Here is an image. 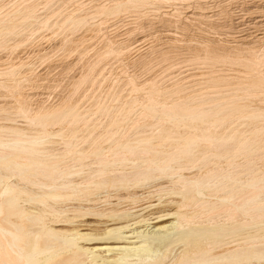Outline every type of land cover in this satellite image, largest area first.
<instances>
[{
  "label": "bare ground",
  "instance_id": "obj_1",
  "mask_svg": "<svg viewBox=\"0 0 264 264\" xmlns=\"http://www.w3.org/2000/svg\"><path fill=\"white\" fill-rule=\"evenodd\" d=\"M16 1H19V0H16ZM30 1H33V0H30ZM46 1L47 2L50 1L49 2L50 4H51V2H52V4L54 3L51 0H46ZM56 1H58V0H56ZM124 1L122 3H120L121 1L120 2L116 1L117 3L115 2L116 4L114 3L115 5L113 6L114 9L121 8L123 6ZM136 1H138L137 4L139 6V3H141L144 0H135V2ZM23 2H26V1L23 0L21 3H23ZM36 2L37 3H35V4H38V2H39V5H37V7L39 8L41 1H36ZM105 2H108V1H105ZM128 2L130 3L131 0H128ZM135 2H131V4H133ZM18 3H17V5L21 6V3L20 4H18ZM43 3L45 4V0ZM162 3H164V2H162ZM27 4L28 5L24 6V8L20 9V7H19V10L18 9L16 10V12H18V13L20 12L22 14L20 21H18L19 19H16L17 18L16 16L15 17H13V15L11 16L10 13H9V15L4 16V17L0 16V36H1L0 39H2L3 36H4V38H7L9 36L7 34H10V36H12L14 34L13 28L18 26L19 22L20 23H31L32 19L34 17L35 18L37 17L36 12L40 9H38V8H37V10L35 9L34 2L30 3V4L27 3ZM85 4H87V3H85ZM53 5L52 6L50 5V8L52 7V9H54ZM133 5H135V4H133ZM14 6H16V5H14ZM48 6L46 3L44 7L46 8ZM1 8H3V7H1ZM5 8H7V6ZM103 8H105L104 11H107L109 9L108 7H107L108 9H106L105 6H103ZM50 10H49V12H50ZM54 10H52V11H54ZM109 10H111V8ZM44 11H45V9H44ZM99 11L101 12V10H99ZM42 12L43 11H41V13ZM45 12H47V14H48V11H45ZM0 13H1V11H0ZM38 13H40V12H38ZM259 13H260V11H259ZM14 14H15V12H14ZM49 14H50L51 19H52L53 16H52L51 12ZM58 14L59 13H57V17L59 16ZM41 15L43 17H47V16L43 15V13ZM54 15H56V14H54ZM38 17H40V15H38ZM69 17H72V15ZM69 17H67V18L69 19ZM19 18H20V16H19ZM58 18H56V19H58ZM61 18H62V16L59 19H61ZM72 18H70V19H72ZM53 19H55V17ZM53 19L51 21H53ZM65 19L66 18L64 17V21L67 20V19L66 20ZM70 19H69V22H70ZM33 20H35V19H33ZM36 20L38 21V18ZM82 20L83 19H81V18L78 19L75 17V19H72L71 21L75 25H78L79 23H81ZM17 21H18V23H17ZM40 22L42 23V21H40ZM34 23H36V22H34ZM41 23L39 24L40 26L42 25ZM44 23L47 24L48 21L44 20L42 26H44ZM65 23H67V21ZM65 23H63V24H65ZM71 23H69V24H71ZM38 24H36L37 27H39ZM69 24L67 23L64 26H66V25L69 26ZM23 25H25V24H23ZM36 25L32 24L33 27H31V28L33 29L34 26L36 27ZM55 26H56V24H55ZM27 27H25V28H27ZM37 27H36V29H37ZM46 27L48 28V25H46ZM25 28L24 29L21 28V30H20V28L19 29L17 28V29H18V31L19 30L22 31V30H25ZM28 28L30 29V26ZM17 29H16L15 33H17ZM145 31H146V29H145ZM38 32H40V31H37V33ZM22 34H24V33L21 32V35ZM5 36H7V37H5ZM32 37H34V36L32 35ZM246 37H247V35H246ZM9 38H11V37H9ZM7 39H5V40L3 39V40L6 42ZM243 39H246V38L244 37ZM249 39L251 40V37ZM240 41H242V40H240ZM2 42L3 41L0 40V45L2 44ZM219 43H220V41H219ZM239 44L242 45V47L240 45L241 48H243L245 46V45L243 46L242 43H239ZM5 45L6 44H4V46ZM122 45H123V43H122ZM198 45L200 46V44H198ZM223 45L224 44H222V46ZM222 46L220 48L223 50ZM236 46L232 47V50H233V48L237 49ZM128 47L123 46L122 48H128ZM214 47H218V46H214ZM247 47H249V46H247ZM0 48H1V46H0ZM118 48H119V46H118ZM118 48H116V49H118ZM206 48L208 49L207 45H206ZM220 48H219V55L221 52H224L225 55L229 56L227 54L228 51H227V53L225 50L220 52ZM244 48L246 49V51H244V53L246 52L247 53L246 55H249L250 53L247 52L246 46ZM244 48L242 50H245ZM37 49H39V48H37ZM119 49H121V46ZM198 49H200V48H198ZM211 49L214 50L216 52V54H218V51L215 50L217 48H215V49L211 48ZM210 50H209V52H210ZM212 50H211V52H212ZM248 50H250V48ZM115 51H117V50H115ZM120 51H122V50H120ZM214 51L212 52L213 55H215ZM250 51L252 52L253 50H250ZM263 51L264 50L262 49V52ZM229 52H231V49L229 50ZM233 52H235V51L233 50ZM254 52L255 51H253L252 53L254 54ZM241 53H243V52H240V54H238L237 56L241 55ZM252 53H251V55H252ZM222 54H221V56H222ZM229 54H232V53H229ZM235 54H237V52H235ZM225 55H223V57ZM41 56H43V54ZM230 56L228 58H230ZM216 57H217V55H216ZM242 57H240V58H242ZM244 57H246V56L244 55ZM30 58H32V57H30ZM0 59H1V57H0ZM226 59H227V57H226ZM231 59L234 61L235 57L234 58L231 57ZM236 59H238V61H240L239 58H236ZM236 59H235V61H236ZM246 59H248V61H249V62L246 61L247 63L255 64L253 59L249 60V57ZM241 60H245V59L242 58ZM3 61L5 62V60L2 59L1 62H3ZM255 61H256V59H255ZM257 61L260 62L262 60L258 59ZM257 61H256V64H258ZM14 62H15V60H14ZM227 62L229 63V61H227ZM262 63H259V64H261L260 66H262ZM256 64H255V67H256ZM252 66H254V65H252ZM16 67L17 66L10 67L11 69H9V71L11 70L10 71L11 74L14 71L16 72V70H13ZM258 68H259V66L256 68V70ZM3 69L4 68H1V70H3ZM18 69H19V67H18ZM253 70H255V69H253ZM256 70H255V73H256ZM2 72L3 71H1V73ZM257 73H258V70H257ZM7 74H9V73H7ZM14 74H12V75H14ZM258 74H260V73H258ZM17 75H19V73ZM261 75L262 74H260V76ZM256 76L259 77L258 75H255V77ZM262 76H264V75H262ZM229 77H232V76H229ZM149 82H151V81H149ZM250 84L253 87V88L250 87L249 88L250 90H251V88L254 89V87H256V89L258 88V91H256V92H259V91H261L259 89H262V87H264V77H261L257 81L250 83ZM247 85L245 86V88H247ZM242 87H244V86H242ZM249 89L247 88L246 90H249ZM243 90L244 89H242V91ZM263 90H264V88H263ZM199 92L202 93L203 91L199 90ZM240 92H241V89H240ZM256 92H254V93H256ZM153 94H155V93H153ZM207 94H208V91H207ZM225 94H227V93H225ZM252 94H249V95H252ZM221 95H222V93H221ZM19 96L21 97V95H19ZM204 96H206V95L204 94ZM145 97H147V95ZM151 97H153V96H151ZM199 98H201V97H199ZM151 99L155 100L154 98H151ZM151 99L148 102H150V101L153 102V100H151ZM202 99H201V101H202ZM207 99H208V97H207ZM210 99H212V98H210ZM197 100H200V99H197ZM23 101H24V99H23ZM180 101H182V100H180ZM24 102H22V98H21V100L17 99V102H16L17 105L14 104L13 108L16 109L15 113L17 115L25 118V120H26L25 122H27L29 126L33 125L30 129L23 127L24 124L20 125L21 123H19V121L18 122L15 121L14 117H13L14 118L13 121H11L12 120L11 119L9 121H5V122L3 121L0 124V131H6V135L5 134L4 135L7 136V137H2L0 135V264H261L262 262H264V175H262V176L260 175L258 177V174L256 172H253V173L257 174L256 177H252L248 180H245L247 178V176H245V178L242 180L241 176L238 177V179H237L234 176L233 172L229 173L231 171L230 170L228 172L229 169L227 170V172H228L227 173V172L223 171L224 169L221 168L222 169V172H221L220 171L221 169L219 170L218 168H220V167H218V166H216V167H218L216 169V171L218 170L220 172L213 171V169H215V168H212V167H211L212 170L208 169L209 170L208 172H194V171L193 172H179V171L184 170L183 167L180 170L178 169L180 167L179 164H178L179 167L178 168L176 167L177 168L176 172H170L171 170H173L172 166H171L172 160L174 161L175 159H179L181 157H186L188 160L195 159L196 155L194 156L193 152H194V148L197 146V143L199 140L205 141V142H203V143H206L204 145V147L206 145H209L208 147H211V148L215 147V146H220V147L222 146V148H223L224 146L226 147V145H228L229 140H230L229 137H228L229 140L226 137H224L225 134L223 136H220V137H215L214 136L215 132L218 129H216V127L214 128L213 125L211 126V124H210L211 128L209 126L207 127V125L209 124L208 121H211V119H213L212 123H214V126H217V124H215V123H219L224 119V116L222 117L219 114V109H217L218 105H216V107H212L215 105L211 106V104H210V106L209 105L206 106L207 103L205 102L206 104L205 103L203 104V105H205V107H204L202 105L189 104L187 101L186 102L185 101L179 102L177 100V102H179V103L173 102V104H171V105H166V104L162 103L161 108H157L158 102H156V105L154 104L155 101L153 103H149L146 105V108H143V109H146L147 112H149V113L146 112L147 114H149L148 117L150 115H152V117H155L156 120L157 119L160 120V119L165 118V119H167L168 122L171 121V123L175 124V125H177L178 122H180L181 120L184 121L183 119H185L186 121H190L189 124L190 123L192 124V122L195 123L198 121L201 123L202 122L203 123L208 122V123H206L207 124L206 126H205V123H204V127L202 126L203 128L207 127L208 132L201 133L202 138H199V136L196 135V133H194V135L192 133H190L193 136L192 135L189 136L190 134H188V135L185 134V136H187V137L183 136L184 137V138H182L183 141L182 142L178 141V142H180L179 144L176 142L177 140L175 139L174 143H177L176 144L177 146L175 147L174 150L171 149L172 151H166L167 149L164 151V150H162V147H160L161 149H159V146H161V145L160 144H157V145L153 144V142L150 140V137H148L151 135L148 134L146 137L139 138L142 135H140L138 133L140 136L139 137L137 136L138 139H136L135 141L133 139V141L125 142L124 144H118V145H122V146H117V147H116L115 143H113V144L115 145L114 148L117 152L119 151V150H117L118 147H120V150L122 149L121 150L123 152L122 157L128 155L130 157V159L135 157V156H139V159H140V156L145 158V160H143L142 164L135 162V161H132V159H131V161H132L131 170H128V171L125 170L127 168H125V169L122 168V170H117V168H115L113 166L109 167L110 165L117 164V161L115 162V159H117V158H114V161H112V162L106 161L107 156H109V155H107V153L109 154V152L111 150L110 151L108 150L109 152L106 153L107 156L105 158V156H104L105 155L104 154L105 149L99 147L100 149H95V150L90 151L91 154L99 157L98 158L99 161H97L99 163L98 167L95 169L94 168L90 169V170H88V172H85V171L83 172V169L81 170V168L75 170V169H71L70 167H66L67 165L66 166L63 165L62 161L58 160V156L54 155L53 153L48 154L49 149L51 147L49 149H47L45 146V142H46V140H48L49 137L56 136V135L57 136L63 135V133H64L63 131L66 127L65 125H63V126H65L64 128L61 126L62 127L61 129H63V131L61 130L58 132H52V131L47 130V126L51 123L52 124L53 123L61 124L62 123L61 121L62 120L64 121L66 119V117L68 120L69 114L70 115H71V113H72V115L74 114L73 111L71 110L72 112L67 114L65 112H61V109H59V108L58 109L60 111L58 112L57 108L55 107L56 108V109H54V110H56L55 112H54V110L53 111L51 110V112L50 111L42 112L43 108L42 109L36 108L37 111H35L36 110L35 109V110H33L35 112H33V111L30 112L29 106L27 104H26V106H28V108L25 107V105H22ZM3 109H5V108H2V110ZM2 110L0 111V113L2 112ZM5 110H3L2 114L4 113ZM131 110H132V108H131ZM243 112H245V111H243ZM243 112H241V113L243 114ZM146 113L144 112V114L142 116H144ZM245 113L248 114L247 111ZM258 114H264V109L258 108L254 112L252 111V113L248 114V116L250 118H252ZM2 116L5 117L4 115H2ZM71 116H70V120L72 119V117L73 118L77 117L75 120L76 122H78L77 120H79V119L81 120V118L78 119V116H75V117L74 116L71 117ZM142 116H141V118H142ZM8 117H10V116H8ZM148 119H154V118L150 117ZM165 119L162 120V121H164L163 123H165V121H166ZM16 120H17V118H16ZM0 121H2V120H0ZM90 121H92V120H90ZM103 122H105V121H103ZM133 122H136L134 124H138L137 121H133ZM74 123H71L72 127L74 126L73 125ZM85 123H86L85 126L82 125V127L87 126V130H88L89 128L87 125L88 124L87 121ZM116 123L117 122H115L113 124H116ZM149 123H147V124H149ZM71 124H70V126H71ZM75 125H77V124L75 123ZM198 125L201 126V124H199V123H198ZM77 126H79V124ZM89 126H91V125H89ZM138 126H139V124H138ZM51 127H53V126H51ZM67 127H68V125H67ZM141 127H138V128H141ZM162 127L164 128L165 126L162 125ZM212 127L214 128V130L216 129V131L213 130L214 135L212 134L213 132L211 133L209 131V128L213 129ZM93 128H95V127H93ZM130 128H132V127H130ZM195 129L198 130L197 128H195ZM128 130H130V129H128ZM152 130H153V128H152ZM207 130H205V131H207ZM258 130H260V129H258ZM78 131H79V128H78ZM110 131H108L109 137L111 136L110 134L115 135L114 134L115 132L111 133ZM156 131H158V130H156ZM167 131L170 132L171 130H167ZM200 131H201V129H200ZM227 131H230V129L229 130L227 129ZM227 131H224V132L227 133ZM168 132H166V130L164 128V129L159 131V134L158 133L157 134L159 135L158 137H161L162 139L166 140L170 136V135L168 136L166 134ZM255 132H256V130H255ZM88 133L90 135V132H88ZM123 133H125V132H123ZM123 133H121V134H123ZM217 133H218V131H217ZM239 133H235L234 136H236L237 134L239 135ZM144 134H145V132H144ZM219 134L220 133H218V135ZM253 134H256V133H253ZM258 134H260V133H258ZM258 134H256V135H258ZM79 135H78V133L73 134L70 139L64 141L65 145L68 147V148L66 147L67 152H68V150L70 151L72 149L70 147L72 142L75 139H77L78 137L81 138V135L80 136ZM91 135H93V134L91 133ZM96 135L98 136L99 133ZM100 135L102 136V134H100ZM127 135L128 134H126V137H127ZM133 135L134 136L132 138L135 137V134H133ZM227 135L231 137L229 132ZM256 135H255V137L259 136V135L258 136H256ZM103 136H104V134H103ZM178 136H180V135H178ZM232 136H233V134H232ZM242 136L243 135H241V138H242ZM251 136H254V135H251ZM100 137L98 139H100ZM104 137L107 138L106 135ZM104 137H102V138H104ZM112 137H114V136H112ZM123 137H122V139L126 138V137H124V138ZM128 137H130V136H128ZM233 137L231 139H233ZM91 138H92V136H91ZM81 139L83 140V138H81ZM84 139H86V138L84 137ZM110 139L108 138V140H109L108 143H110V141H111ZM237 139L240 140L239 138H237ZM250 139H252V137H250ZM82 140L77 142V143H81ZM100 140H103V139H100ZM179 140H181V139H179ZM238 140H237V142H235V140H234L235 144L241 143ZM248 140H249V138H245L244 141H248ZM254 140H258V138L253 139V144H254ZM259 140H261V139H259ZM162 141H164V140H162ZM250 141H252V140H250ZM250 141H249V143H250ZM75 142H76V140H75ZM84 142H83V144H86ZM92 142H93V140L91 141V143ZM101 142L102 141L98 142L99 146H100ZM256 142L259 144L261 141H256ZM170 143L173 144V142H170ZM201 143L199 142V145ZM232 143H233V141H232ZM244 143H242V144H244ZM257 143H256V146H257ZM73 144H74V142H73ZM246 144L247 143H245V146H246ZM101 145H103V144H101ZM93 146L96 148V144ZM238 146H240V145L238 144ZM245 146L243 147L242 152L246 148ZM253 146H255V144ZM61 147H62V145H61ZM112 147L109 148V146H108L109 149H112ZM248 147H249V144H248ZM56 148H58V147H56ZM90 148H92V145ZM211 148H210L211 151L215 150V149L212 150ZM240 148H242V147L240 146ZM89 149L87 151H89ZM196 149H198V148H196ZM204 149H205L204 151L206 152L207 151L206 147ZM216 149H218V148H216ZM219 150H221V149H219ZM60 151H61V149H60ZM199 151H202L203 153L199 152ZM199 151H198V153L204 154L203 149L202 150L200 149ZM208 151H209V149H208ZM223 151H225L224 152V154H225L227 152L226 148L223 149ZM223 151H219L218 153H220V152L222 153ZM260 151H259V153L261 154ZM120 152H118V154ZM216 152H217V150H216ZM216 152H214V154H217ZM74 153L75 154L77 153L78 155L83 154L82 152H79V151H74ZM86 153L88 154V152H86ZM194 153H196V152H194ZM221 153L218 155H221ZM262 153H264V152L262 151ZM84 154H83V156H84ZM115 154H114L115 156H113V157H116V156L121 157L120 156L121 154L120 155H118L117 153H115ZM201 154H199V155H201ZM206 155L207 154H205L204 156H206ZM208 155H209V153H208ZM211 155L213 156V153ZM211 155H209L210 159L211 158L213 159V157L216 156V155H214L212 157ZM229 155L227 154L225 156H229ZM86 156L87 155H85L84 158H86ZM149 156H151V157H149ZM199 158L202 159L203 157L202 158L199 157ZM199 158H196V159H199ZM214 158L217 159V157H214ZM218 158H220V157H218ZM223 158H225V157L223 156ZM76 159L81 160V157L80 156L76 157ZM88 159H85V160H88ZM125 159H126V161L125 160L124 161L126 164V162H128V158L126 157ZM208 159L209 158H207V160L205 162H207V161L209 162L210 159L209 160ZM220 159H222V156ZM258 159H260V157H258ZM93 160H95V159H93ZM108 160H111V159H108ZM117 160H119V159H117ZM204 160H202V161L204 162ZM122 161L123 160L119 161V163ZM192 161L194 163L195 160H192ZM199 161H201V160H199ZM228 161H230V160H228ZM234 161H236V159ZM71 162H73V161H71ZM77 162H79V161H77ZM91 162H94V161H91ZM97 162H95V163H97ZM129 163H130V160H129ZM182 163H184V161H181V165H182ZM248 163L250 166V163H252V162L250 161ZM119 165L117 164L116 166H119ZM201 165H202V163H201ZM205 165L207 166V163ZM212 165H213V163H212ZM84 166H85V163H84ZM86 166L84 169L89 168ZM124 166H127V165H124ZM249 166H247V167H249ZM253 166H254V164H253ZM90 167H92V166H90ZM95 167H96V165H95ZM129 167H130V165H129ZM236 167L239 168V166H236ZM174 168H175V166H174ZM108 169L111 171L107 172ZM202 169H201V171H202ZM231 169H234L232 171H236L235 168H233V167ZM245 171L246 172H243V174L247 173V169ZM223 172L226 174H224ZM236 173H237V171H236ZM240 173H242V172H239V174ZM230 174H232V176H230ZM243 174H241V175L243 176ZM248 174H250V173L248 172ZM237 175L238 174H236V176ZM250 175H252V174H250ZM250 175H248V177H250ZM239 178H240V180H239ZM217 210H220V211L218 212ZM216 211L218 213H216ZM239 215H241L242 218ZM238 218H240V219H238Z\"/></svg>",
  "mask_w": 264,
  "mask_h": 264
},
{
  "label": "rangeland",
  "instance_id": "obj_2",
  "mask_svg": "<svg viewBox=\"0 0 264 264\" xmlns=\"http://www.w3.org/2000/svg\"><path fill=\"white\" fill-rule=\"evenodd\" d=\"M19 1L0 0V8L3 7L1 8L2 10L0 9L1 11L0 16L4 17V16L9 15L10 13L11 16L12 15L13 17L16 16L17 17L16 19H19L18 21H20L22 14L20 12L19 13L16 12L17 9L19 10V7L20 9H22L24 8V6L28 5L27 3L30 4L34 2L35 4L37 3L36 1H41L39 8L37 7V5H39V2L38 4H35V9L37 10L38 8L40 10L36 12L37 17L36 18L34 17L33 19L36 20L38 18L39 22L42 21V23L40 22L42 25H43L44 20L48 21V23L47 24L44 23V26L42 25L40 26L39 25L40 23L37 20L35 21L33 19L31 23H20V22L18 23L17 21L18 26L13 28L14 34L13 35L11 34L12 36H10V34H7L9 36L8 37L5 36V37H7L8 39L4 38V36L2 37V39H0L1 41L4 42V43L2 42V44L0 45L1 46L0 48L1 59L0 60L1 61L2 59L5 60V62L0 61V108L2 107L6 109V110L3 109L5 110L3 114H2L3 112L2 108L0 109V111L2 110V112L0 113V120H2L0 121V124L3 121L5 122L11 119H12L11 121H13L15 118V121L17 122L19 121V123H21L20 125L24 124L23 127L25 128L30 129L33 126V125L29 126L28 123L25 122L26 120L24 117L19 116L15 113L16 109L13 108V105L16 104L17 99L21 100V98H22V102L24 101L26 102V103L24 102L22 105H25V107L27 108L29 106L30 112H32L36 108L37 109L43 108L42 112L44 111L51 112V110L53 111L56 108L58 112L60 111L59 109H61V112H65L67 114L73 111L74 114L72 115L71 113V115L74 117L78 116V119L81 118V120L79 119L77 120L78 122H76L75 120L77 117L73 118L69 114L68 120L66 117L65 119L66 121L62 120L61 124H58V123L49 124L47 126V130L52 131V132H58L61 130L63 131V129L61 128L62 127L64 128L65 126L66 127L63 131L64 136L56 135V136L49 137L48 140H46L45 142V146L47 149L51 147L49 149L48 154L53 153L54 155L58 156V160H61L63 165L65 166L67 165L66 167H70L71 169H75V170L81 168V170L83 169V172L84 171L88 172V170L93 169V168L95 169L99 165V163L97 162L99 161L98 160L99 157L91 154L90 153L91 150L100 149L99 147L105 149V152H104L105 158L107 155H109L107 156V158L111 159V160H108L106 158V161L112 162L114 161V158L119 159V160L115 159V162L117 161V164L118 165L120 164L119 166H116L117 164H114V165H110L109 167L113 166L117 168V170H122V168L123 169L127 168L125 170L128 171V170H131L132 161L142 164L145 158L140 156V159H139V156H135L131 158L132 159L131 161L128 155L122 157L123 152L121 151L122 149L120 150V147H118L117 150H119L118 152L121 151L122 153L120 152L118 154V152L114 148L115 145L116 147L122 146L118 144H124L125 142L133 141V139L135 141L136 139H138L140 135L142 136H140L139 138L146 137L149 134L151 136H148V137H150V140L153 142V144L161 145L159 146V149H161L160 147H162V150L164 151L166 149H167L166 151H172L171 149L174 150L175 147L177 146L176 145L177 143L179 144L180 142L183 141L182 138L187 137L185 136V134L188 135L192 133L194 135V133H196V135H198L199 138H202L201 133L208 132L207 127L208 126L210 127V124H211V126L213 125L214 128L216 127V129H218L217 130L218 133H220L218 135L216 129L214 130L213 127H212L213 129H210L211 128L210 127L209 131L211 133L213 132V130L216 131L215 135H214V132L212 133L215 137H220L225 134L224 137H226L227 139L228 137L230 138L231 141L228 139L229 140L228 145H226V147L224 146L223 148L222 146L221 147L215 146L218 149H216L215 147L211 148V147H208L209 145H206L205 146L206 150L208 151L209 149V151L205 152L204 145L206 143H203L205 142L203 140H199L197 143V146L194 148V152L196 153L193 152L194 156L196 155L195 159L188 160L186 157H181L179 159H175L174 161L172 160L171 166L173 170H171L170 172H176V169L179 166H180L178 168L179 170L182 169V167L184 169L179 172H193V171L194 172H208L209 171L208 169L212 170L211 167L215 168L213 169V171L217 172L218 170L216 171V169L220 167L218 168L219 170L222 168L224 169L223 171L227 172V170L229 169L228 172L231 170L229 173L233 172L234 176L237 179L238 177L241 176L242 180L245 178V176H247L245 180H248L252 177H256L257 174H258V177L260 175L261 176L264 175V157H263L264 153H262V151L264 152V129H263L264 128V114H258L252 118L248 116V114L252 113V111L254 112L258 108L264 109V90H263L264 87H262V89H259L261 91L256 92L258 91V88L256 89V87H254V89H252L253 87L250 84V83L257 81L259 78L264 77L262 76L264 75L263 74L264 73V51L262 52V49L264 50V35H263L264 34V0H197V1L196 0H193V1L192 0H187V1L186 0H183V1L182 0H173V1L167 0L168 2L166 0H165L166 2L164 0H156V1L155 0H144L141 3H139V6L137 4L138 1L135 2V0H131V2H135L133 3L135 5H133L131 4V2L129 3L128 0H125V1L123 0L124 1L123 6L119 9H114L113 6L117 3L116 1L118 2L121 1L120 3H122L123 2L122 0H58V1L51 0L54 2L53 3L54 5L52 4V2L50 4L49 3L50 1L47 2L45 0V4L47 3V6L49 4L51 6L53 5L54 6L53 8L55 10L52 9V7L50 8V5L46 7L47 8L46 9L44 7L45 4L43 3L44 0L43 1L42 0H33V1L25 0L26 2L28 1L27 3L26 2L21 3L23 0H19ZM105 1H108V2H105ZM17 3L18 4L21 3V6L20 5L18 6ZM5 5L7 6V8H5L6 7ZM14 5H16L17 7ZM103 6H105L106 9L111 8V10L108 9L107 11H104L105 8H103ZM44 9L45 11H48V14L47 12L44 11ZM49 10L53 16L52 19L54 17L55 19L58 17L60 18L61 16L63 19L58 18L56 19L57 21L55 19L51 21L52 19L49 14L50 13ZM99 10H101V12ZM41 11H43L42 12L43 15L47 17H43L41 15L42 14ZM57 13H59L58 17H57ZM38 15H40V17H38ZM71 15L73 18L69 17ZM64 17L67 19L65 20L67 21L68 24L71 23L72 22L71 20L75 19V17L78 19L81 18L83 20L78 25H75L72 22L71 24L72 25L74 24L73 26L71 24H69V26L68 25L64 26L65 24H67L65 23L66 21H64ZM67 17H69V19L72 18L70 19V22ZM54 23L56 24V26ZM32 24L33 25L38 24L39 27H37L36 25L37 29L35 26H34L35 29L34 28L32 29L31 28L33 27ZM46 25H48V28L46 27ZM27 26L28 27L30 26V29ZM25 27H27L28 29ZM15 28L16 29L20 28V30L21 28L22 29L25 28V30L18 31L17 29V33H15L16 31ZM37 31H40V32L37 33ZM21 32H23L24 34L21 35ZM32 35L34 37H32ZM244 37L246 39H243ZM250 37H251V40L249 39ZM236 38L237 39L239 38V39L237 40ZM3 39L4 40L7 39L6 42ZM196 42L200 44V46ZM239 43H242L243 46L244 45L246 46L247 52L250 53L249 55H246L247 54L246 52L244 53V51H246V49L244 48L245 46L243 47L245 50H242L243 49L241 48L242 45ZM245 43L246 44L248 43V44L246 45ZM4 44L6 45L4 46ZM222 44L224 45L222 46ZM206 45L208 49L206 48ZM220 45L222 46L223 50L226 51V53L228 51L227 54L229 56L231 55L230 58H228L229 56L225 55L224 52H221L223 50L220 48L221 47ZM234 45L235 46L237 45L236 46L237 49L233 48V50L237 52V54H235V52H233L232 50V47H235ZM118 46L119 48L121 46V49H119ZM123 46L128 47V48H122ZM214 46H218V47H214ZM211 48L213 49L217 48L215 50L218 51V54H216V52L212 50ZM219 48L221 52L220 55H219ZM249 48L250 50L255 51L254 54L252 53L253 51L251 52L250 50H248ZM210 49L212 50V52L214 51L215 55L212 54ZM230 49H231V52H229ZM240 52H243V53L237 56L238 54H240ZM229 53H232V54H229ZM42 54L43 56H41ZM223 55L225 56L223 57ZM244 55L246 57H244ZM231 57L232 58L235 57V59L239 58L240 61H238V59H236V61L234 59L233 61ZM240 57H242L245 60H241L242 58ZM248 57H249V60L253 59L255 64L258 59L262 61L260 62L257 61L258 64H256V67H255V64L247 63L249 62L248 59H246ZM227 61H229V63ZM259 63H262V66H260L261 64ZM251 64L254 66H252ZM14 66H17L14 69L12 68L13 70H16V72L15 71L12 72V74L15 73L14 75H12L10 73L11 70L9 71V69H11L10 67H14ZM258 66L259 68L257 70H258V73L262 74L261 76L260 74L257 73V70H256ZM1 68H4V69L1 70ZM252 68L256 70V73H255V70H253ZM1 71L3 72L1 73ZM18 73L19 75H17ZM255 75H258L259 77L257 76L255 77ZM229 76H232V77H229ZM148 80L151 82H149ZM246 83L247 84L249 83L250 85L248 84L249 85L248 86ZM246 85L248 89L252 87L251 88L252 91L250 89L246 90L247 89L245 88ZM240 89H241V92H240ZM242 89H244L245 91L244 90L242 91ZM199 90L203 92L200 93ZM207 91H208V94H207ZM14 93L15 94L17 93V94L15 95ZM203 93L206 96H204ZM249 94H252V95H249ZM19 95H21V97ZM146 95L147 97H145ZM209 97L212 99H210ZM151 98H154L155 100ZM150 99L153 100V102L155 101L154 102L155 105H156V102H158L157 108H161L162 103L166 105H171L173 104V102L179 103V102H184V101L185 102L187 101L189 104L202 105L204 107L205 105L203 104L205 102L207 103L206 106L208 105L210 106L211 104V106L215 105L212 107H216V105H218L217 109H219V114L222 117L224 116V119L219 123H215L217 124V126H214V123H212L213 119H211V121H208L209 122L208 125L206 124L208 122H204L205 126L207 125L206 128H203L204 127L203 122H202L203 124L199 121L195 123L192 122V124L191 123L189 124L190 121H186L185 119H183L184 121L181 120L180 122H178L177 125H175V124H172L171 121L168 122L167 119L164 118L166 121L165 123H163L164 121L162 120L164 119L156 120L155 117H152V115L148 117L149 114L147 113L149 112H147L146 109H143V108H146L147 104L153 103L151 101L148 102ZM197 99H200V100H197ZM177 100L179 102H177ZM26 104L28 106H26ZM37 109L35 111H37ZM55 111L56 110H54V112ZM243 111L245 112L247 111L248 114ZM144 112L145 113L147 112V113L144 116H142ZM241 112H243V114ZM2 115H4L6 118L3 117ZM70 116L72 117L71 120H70ZM150 117L154 119H148ZM86 121L88 123L87 124L89 128L88 130H87V126L84 127L86 124L85 123ZM133 121H137L139 126L138 124H134L136 122H133ZM70 122L71 123L75 122L77 125L79 124V126L81 125L80 126L81 128L75 125V123L73 124L74 126L72 127V124ZM115 122L117 123L113 124ZM198 123L201 124V126H199ZM82 125L84 126L82 127ZM89 125H91L92 127ZM162 125L165 126L164 128L166 132H168L167 130H171L170 132L166 133L168 136L170 135L169 138L166 140L162 139L161 137H158L159 131L164 129ZM137 126L141 128H138ZM260 127L261 128L263 127L262 128L263 130ZM78 128H79V131H78ZM127 128L130 130H128ZM195 128H197L198 130H196ZM204 129L207 131H205ZM227 129L228 130L230 129V131H227ZM258 129H260L261 131ZM108 131H110L111 133L115 132L114 133L115 135L110 134L111 136L109 137ZM143 131L145 132L146 135L144 134ZM224 131H227V133ZM88 132H90V135ZM123 132L128 134L127 137H126V134ZM228 132L231 135V137L227 135ZM239 132L240 133L242 132V133L240 134ZM257 132L260 134H258ZM76 133H78V135L80 134L81 138H83V140L84 141L86 140V141L84 142L81 138L78 137L77 139H75L76 142L75 140L73 141L74 144L72 142L70 146L72 149L70 151L68 150L67 152V149H66L67 146L65 145L64 141L70 139L72 135ZM91 133L93 135H91ZM95 133L96 134L99 133V135L97 136ZM235 133H239V135L237 134L236 136H234ZM253 133L258 134L259 136ZM4 134L6 135V131H0V135L2 137H7ZM100 134H102V136ZM103 134L104 136L106 135L107 138H105ZM133 134H135L134 138H132L134 136ZM192 134H190L189 136H191ZM232 134L234 137L232 136ZM241 135H243L242 136L243 139L241 138ZM251 135H254V136H251ZM255 135L258 137H255ZM123 136L126 138H124ZM128 136H130L131 138ZM84 137L86 139H84ZM99 137L100 139H103V140L98 139ZM122 137L124 139H122ZM232 137L233 139H231ZM244 137L249 138V140L244 141L245 140ZM250 137H252V139H250ZM253 137L255 139L258 138V140H254L255 146H253L254 145ZM108 138L109 139L111 138L110 143H108L109 142ZM237 138H239L240 140H238ZM175 139L177 140L176 141L177 143H174ZM81 140H82L81 143H77ZM90 140L91 141L93 140V142L91 143ZM98 140L102 141L100 143V146L98 144L99 142ZM234 140L235 142H237V140L241 142L238 144L242 148H240V146H238L237 143L235 144ZM242 140L245 143H247L246 146ZM256 141H261V142L258 144ZM83 142L86 144H83ZM170 142H173V144H171ZM199 142L200 143L202 142V143L199 145ZM113 143H115V145ZM256 143H257V146H256ZM60 144L62 145L63 148L61 147ZM95 144H96V148L93 146ZM248 144H249V147H248ZM91 145H92V148H90ZM107 145L109 146V148L113 146L112 149H109ZM244 146L246 148L242 152V149ZM210 148L212 150L215 149L213 150L214 152H216L217 150L216 152L217 154H214V152L211 151ZM225 148L227 152L224 154L225 151H223V149ZM88 149L89 151H87ZM200 149L201 150L203 149L204 154L198 153ZM108 150L109 151L111 150V151L109 152ZM74 151H79L85 154L84 156L83 154L78 155L77 153L75 154ZM219 151H223L222 153L220 152L221 155H218L220 154L218 153ZM259 151L261 152V154L259 153ZM86 152H88V154ZM107 152H109V154ZM199 152H202V151H199ZM211 152L213 153V156L216 155L214 157H217V159L211 155L212 154ZM113 153L114 154L117 153L118 155L121 154L120 156L122 158L119 156L113 157L116 155V154L114 155ZM208 153L209 155L213 157V159L212 158L210 159V156L208 155ZM205 154H207L209 157L207 155L204 156ZM227 154L228 155L230 154V155L225 156ZM85 155H87L86 158H84ZM79 156L81 157V160L76 159V157H79ZM221 156H222V159H220ZM223 156L226 159L223 158ZM126 157L128 158V162H126L125 164ZM199 157L201 158L203 157V158L200 159ZM258 157H260V159H258ZM196 158H199V159H196ZM207 158H209L211 161L208 159L209 162L208 161L205 162ZM85 159H88V160H85ZM93 159H95L96 161ZM235 159L236 161H234ZM76 160L79 162H77ZM121 160L123 161L125 160V161L124 162L122 161L123 163L122 162L119 163V161ZM129 160H130V163H129ZM192 160H195L194 163ZM197 160L198 161L201 160V161L198 162ZM202 160H204V162ZM91 161H94V162H91ZM181 161H184V163H182V165L184 164L183 166L181 165ZM250 161L252 163H250V166H249L248 162ZM84 163H85V166L87 165L86 167H89V168L84 169L85 168ZM206 163H207V166L205 165ZM124 165H127V166H124ZM236 166H239V168ZM230 167L235 168L237 173L236 171H232L234 169H231ZM200 168L201 169L203 168L202 171ZM222 169L220 170L221 172H222ZM246 169H247V173H246L247 175L245 173L243 174V172H246L245 171ZM108 171H111V170L108 169L107 172ZM239 172H242V173L239 174ZM248 172L252 175L248 174ZM253 172H256L257 174ZM235 173L238 174L239 176L238 175L236 176ZM241 174H243V176ZM248 175H250V177H248ZM230 176H232V174H230ZM217 211L219 212L220 210H217ZM217 211L216 213H218ZM239 216L241 217V215ZM261 264H264V262H262Z\"/></svg>",
  "mask_w": 264,
  "mask_h": 264
}]
</instances>
